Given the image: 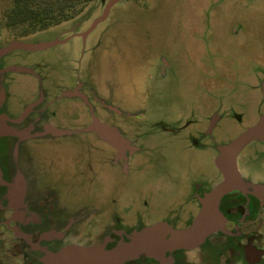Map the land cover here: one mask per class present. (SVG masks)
<instances>
[{
  "label": "rangeland",
  "instance_id": "374dc122",
  "mask_svg": "<svg viewBox=\"0 0 264 264\" xmlns=\"http://www.w3.org/2000/svg\"><path fill=\"white\" fill-rule=\"evenodd\" d=\"M108 1L93 0L73 19L15 36L6 27L12 0H0V48L12 40L68 38L4 56L3 64L31 71L1 76L5 107L18 112L42 89L51 96L76 91L58 97L50 117L70 134L23 142L31 150L55 149V162L70 163V208L98 209L101 202L107 222L118 215L123 224L148 226L171 215L168 222L182 228L197 213L195 187L209 190L221 179L218 146L264 112V0H119L89 30ZM211 113L219 120L206 134ZM92 116L135 147L126 169L114 162L110 143L88 129ZM236 167L243 179L264 184V139L246 144ZM80 236L70 243L90 245Z\"/></svg>",
  "mask_w": 264,
  "mask_h": 264
},
{
  "label": "flooded vegetation",
  "instance_id": "af4514ba",
  "mask_svg": "<svg viewBox=\"0 0 264 264\" xmlns=\"http://www.w3.org/2000/svg\"><path fill=\"white\" fill-rule=\"evenodd\" d=\"M67 40V37L56 39L55 44ZM11 51L0 57V78L6 72L18 71L16 68L19 66L2 62ZM24 72L31 71L27 69ZM5 94L6 89L0 83V264H15L16 258H22V264H45L49 255L70 246V236L81 235L88 238L90 244L112 246L146 226L123 224L118 215L109 222L104 221L101 202L98 209L86 205L76 210L70 208V163L59 165L55 162V149L31 150L23 144L32 138L52 139L70 134L56 127L50 117L55 112L53 105L58 97H70L76 91L70 93L66 88L51 96L42 89L35 99L14 113L5 107ZM78 97L86 101L82 95ZM91 120L92 123L98 122L94 116ZM218 120L216 113L210 114L206 134H211ZM111 129L123 142H110L91 131L110 143L115 150L114 162L121 160L124 170L136 150L117 129ZM39 155L41 160L37 159ZM222 180L221 173V179L215 186ZM243 181L242 189H232L218 199L217 215H212L217 225L198 246L166 252L170 264H264V184L246 178ZM211 189L208 190L206 185L195 187L192 199L197 203L196 215L203 208L205 195ZM98 210L100 214L96 221L94 216ZM119 212L118 208L115 213ZM192 220L184 227L189 226ZM162 221L177 228L168 219ZM107 230L111 237L107 236ZM144 259L159 264L156 259L148 257L126 264H138Z\"/></svg>",
  "mask_w": 264,
  "mask_h": 264
},
{
  "label": "water",
  "instance_id": "95a60500",
  "mask_svg": "<svg viewBox=\"0 0 264 264\" xmlns=\"http://www.w3.org/2000/svg\"><path fill=\"white\" fill-rule=\"evenodd\" d=\"M119 0H109L98 18L94 20L89 30L98 22L104 20L110 8ZM57 41L29 43L12 40L0 48V57L13 49L37 50L55 44ZM18 71H26L17 67ZM261 93L264 101V79L261 82ZM88 129L110 142H123L114 129L94 121ZM264 139V112L255 124L240 133L227 144L218 147V155L214 162L223 176V180L205 195L203 208L194 217L191 224L184 228H173L165 221L144 226L131 232L125 240H119L112 246L104 243L90 245L70 244L69 247L49 255L45 264H126L128 261L148 257L156 259L159 264H170L166 252L178 248H193L198 246L211 232L216 223L212 215L217 213V201L226 192L243 188L244 181L236 167V156L240 150L253 140ZM119 140V141H118ZM217 215V214H216ZM212 221H211V220Z\"/></svg>",
  "mask_w": 264,
  "mask_h": 264
},
{
  "label": "trees",
  "instance_id": "16d2710c",
  "mask_svg": "<svg viewBox=\"0 0 264 264\" xmlns=\"http://www.w3.org/2000/svg\"><path fill=\"white\" fill-rule=\"evenodd\" d=\"M93 0H12L6 27L15 36L45 30L73 19Z\"/></svg>",
  "mask_w": 264,
  "mask_h": 264
},
{
  "label": "crops",
  "instance_id": "0c3cea01",
  "mask_svg": "<svg viewBox=\"0 0 264 264\" xmlns=\"http://www.w3.org/2000/svg\"><path fill=\"white\" fill-rule=\"evenodd\" d=\"M119 135H120V134H119ZM217 155H218V154H217ZM217 155H216V156H217ZM215 158H216V157H215ZM214 160H215V159H214ZM214 164H215V162H214ZM215 166H216V165H215ZM216 167H217V166H216ZM217 169H218V168H217ZM218 170H219V169H218ZM219 173H220V176H221V172H220V170H219ZM148 180H149V182H148ZM144 181H145V184H144V185H145V188H143V189H144V190L146 189V193H147V195H148L149 188H151V184H150V182H152V181H151L150 178H149V179L146 178ZM140 183H143V182H140ZM144 185H143V186H144ZM137 186H138V185L136 184L135 187H137ZM141 186H142V185H141ZM143 186H142V187H143ZM147 190H148V191H147ZM134 192H136V191H134ZM144 197H145V196H144ZM192 200H193V199H192ZM146 201H147V200H146ZM195 203H196V202H195ZM145 204H146V203H145ZM169 216L172 217L171 215H169ZM169 216H165L163 219H162L161 217H159V218L162 219V220H165V219H167Z\"/></svg>",
  "mask_w": 264,
  "mask_h": 264
},
{
  "label": "clouds",
  "instance_id": "9594fccd",
  "mask_svg": "<svg viewBox=\"0 0 264 264\" xmlns=\"http://www.w3.org/2000/svg\"><path fill=\"white\" fill-rule=\"evenodd\" d=\"M15 264H22V258H16Z\"/></svg>",
  "mask_w": 264,
  "mask_h": 264
}]
</instances>
